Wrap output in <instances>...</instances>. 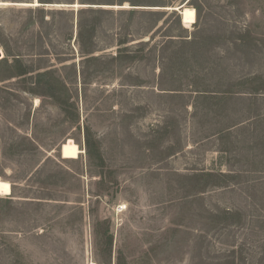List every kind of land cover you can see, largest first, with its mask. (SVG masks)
Masks as SVG:
<instances>
[{
    "label": "rangeland",
    "instance_id": "1",
    "mask_svg": "<svg viewBox=\"0 0 264 264\" xmlns=\"http://www.w3.org/2000/svg\"><path fill=\"white\" fill-rule=\"evenodd\" d=\"M0 48V264H264V0H0Z\"/></svg>",
    "mask_w": 264,
    "mask_h": 264
},
{
    "label": "bare ground",
    "instance_id": "2",
    "mask_svg": "<svg viewBox=\"0 0 264 264\" xmlns=\"http://www.w3.org/2000/svg\"><path fill=\"white\" fill-rule=\"evenodd\" d=\"M81 5L79 2L75 3V6ZM182 10V20L185 26L195 23L196 21V11L193 7L183 6L180 8ZM5 185L7 186L5 188ZM12 191V183L8 180L0 179V194H7Z\"/></svg>",
    "mask_w": 264,
    "mask_h": 264
},
{
    "label": "water",
    "instance_id": "3",
    "mask_svg": "<svg viewBox=\"0 0 264 264\" xmlns=\"http://www.w3.org/2000/svg\"><path fill=\"white\" fill-rule=\"evenodd\" d=\"M180 7H182V6H180ZM175 9V8H174ZM175 10H179L180 11V13L182 14V10H180V9H175ZM3 51L1 50V48H0V60L1 59H3ZM61 151V150H60Z\"/></svg>",
    "mask_w": 264,
    "mask_h": 264
},
{
    "label": "crops",
    "instance_id": "4",
    "mask_svg": "<svg viewBox=\"0 0 264 264\" xmlns=\"http://www.w3.org/2000/svg\"><path fill=\"white\" fill-rule=\"evenodd\" d=\"M177 8L180 9L181 7H179V6L175 7V9H177ZM11 192H12V191H11ZM11 192H10V193H11ZM7 194H9V193H7Z\"/></svg>",
    "mask_w": 264,
    "mask_h": 264
},
{
    "label": "snow or ice",
    "instance_id": "5",
    "mask_svg": "<svg viewBox=\"0 0 264 264\" xmlns=\"http://www.w3.org/2000/svg\"><path fill=\"white\" fill-rule=\"evenodd\" d=\"M7 186L5 185V188H6Z\"/></svg>",
    "mask_w": 264,
    "mask_h": 264
}]
</instances>
